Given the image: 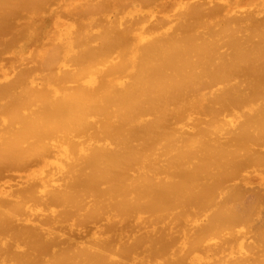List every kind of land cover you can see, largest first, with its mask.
<instances>
[{"label": "bare ground", "instance_id": "6f19581e", "mask_svg": "<svg viewBox=\"0 0 264 264\" xmlns=\"http://www.w3.org/2000/svg\"><path fill=\"white\" fill-rule=\"evenodd\" d=\"M0 264H264V0H0Z\"/></svg>", "mask_w": 264, "mask_h": 264}]
</instances>
